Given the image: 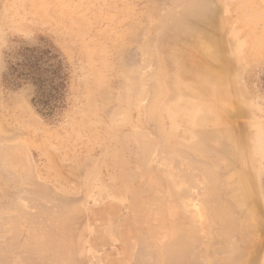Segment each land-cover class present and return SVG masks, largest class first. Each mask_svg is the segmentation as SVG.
Here are the masks:
<instances>
[{
  "label": "rangeland",
  "instance_id": "obj_1",
  "mask_svg": "<svg viewBox=\"0 0 264 264\" xmlns=\"http://www.w3.org/2000/svg\"><path fill=\"white\" fill-rule=\"evenodd\" d=\"M190 2L187 16L193 17L183 19L184 29L176 28L182 32L170 28L165 33L166 27H176L182 3ZM209 45L217 60L203 54ZM144 48L158 50L159 56L149 53V60ZM32 50L45 52V66L57 68L50 78L53 85L61 83L60 96L50 102H41L31 81L37 80L28 70ZM160 55L162 62L155 66ZM162 63L161 81L154 73ZM178 64L217 72L223 82L221 100L210 109L198 108L179 89L161 102L154 100L167 79V89H175L170 76ZM127 79L135 85L125 92ZM129 91L139 101L124 99L123 94L132 97ZM166 103L172 108L166 110ZM0 121V264H153L155 248L177 237L179 228L180 245L174 239L170 246L173 259L164 255L159 262L264 264V0H0ZM222 207L230 213L216 214ZM63 238L71 242L66 249L60 245ZM137 252L142 260H136Z\"/></svg>",
  "mask_w": 264,
  "mask_h": 264
},
{
  "label": "bare ground",
  "instance_id": "obj_2",
  "mask_svg": "<svg viewBox=\"0 0 264 264\" xmlns=\"http://www.w3.org/2000/svg\"><path fill=\"white\" fill-rule=\"evenodd\" d=\"M187 1H188V0H187ZM191 1H192V0H191ZM177 2H179V1H177ZM184 2H185V1H184ZM195 2H196V1H195ZM188 3H189V2H188ZM199 3H200V2H199ZM182 4H184L183 6H184L185 8L183 9V12L180 10V13H179L180 16H178L177 19H176V21H177V25H176V27H169V26H168V27H169V28H168V27L165 26V27H166L165 33H167V31H169L170 28H173V29L175 28V30H176V28H178L179 30L184 29V28H183V23H182V21H183V19H185V17H188V16H187L188 14L190 15V12L192 11L191 8L193 7V5L191 6V2H190V6L185 5V3H182ZM200 4H201V3H200ZM202 4H203V3H202ZM259 4H260V3H259ZM186 6H187V7H186ZM202 6H203V5H202ZM178 8H179V7H178ZM178 8H177V9H178ZM198 8H199V7H198ZM181 9H182V7H181ZM196 10H197V9H196ZM201 10H202V12H203L204 9H201ZM260 10H261V9H260ZM204 11H206V10H204ZM168 13H169V12H168ZM204 13H205V12H204ZM165 14H166V13H165ZM177 14H178V13H177ZM177 14H176V15H177ZM200 14H202V13H200ZM245 14H246V13H245ZM257 14H258V13H257ZM243 15H244V14H243ZM259 15H260V14H259ZM166 16H167V15H166ZM169 16H170V15H169ZM244 16H245V15H244ZM192 17H193V16H192ZM192 17H188V18H192ZM196 17H197V16H196ZM206 17H207V16H206ZM240 17H241V16H240ZM240 17H239V18H240ZM167 18H169V17L167 16ZM245 18H246V17H245ZM172 19H173V18H172ZM205 19H206V18H205ZM240 19H241V18H240ZM155 21H156V18H155ZM150 22H151V21H150ZM184 22H185V20H184ZM159 23H160V22H159ZM164 23H165V22H164ZM175 23H176V22H175ZM165 24H166V23H165ZM157 25H159V24H157ZM157 25H156V26H157ZM163 25H164V24H163ZM172 26H173V25H172ZM246 26H247V25H246ZM165 27H163V28L165 29ZM154 28H156V27H154ZM158 28H159V27H158ZM158 28H157V29H158ZM163 28H162V29H163ZM167 29H168V30H167ZM153 30H154V29H153ZM158 30H159V29H158ZM158 30H157V33H160V31H158ZM170 30H171V29H170ZM155 31H156V30H155ZM163 31H164V30H163ZM173 31H174V30H172V33H174ZM176 31H177V30H176ZM176 31H175V35H176L177 32H178V33H179V32H182V31H177V32H176ZM184 31H185V30H183V32H184ZM185 32H187V31H185ZM188 32H189V31H188ZM155 33H156V32H154V34H155ZM172 33H171V34H172ZM167 34H168V33H167ZM167 34H166L165 36H167ZM171 34H170V35H171ZM253 34H254V33H253ZM150 35H152V33H151ZM150 35H149V36L147 35V37H150V39H151V36H150ZM155 35H156V34H155ZM175 35H174V36H175ZM179 35H180V34H179ZM183 35H184V34H183ZM205 35H207V34H205ZM152 36H153V35H152ZM159 36H161V35H159ZM154 37H155V36H154ZM175 37H176V36H175ZM213 37H214V36H213ZM255 37H256V36H255ZM156 38H158V37L156 36L155 39H154V38H153V39L156 40ZM171 38L174 39V37H172V36H171ZM147 39H148V38H147ZM168 39H169V38H168ZM175 39H177V38H175ZM180 39H181V38H180ZM184 39H185V38H184ZM261 39H262V38H261ZM205 40H206V39H205ZM148 41H149V42H148ZM160 41H162V40H160ZM160 41L157 40V44H158V42L160 43ZM172 41H175V40H172ZM172 41H171V42H172ZM146 42L150 43V40L148 39V40H146ZM154 42H155V41H154ZM154 42H153V43H154ZM167 42H168V41H167ZM206 42H207V41H206ZM206 42H205V45L207 44ZM153 43H152V44H153ZM177 43H178V42H177ZM240 43H241V42H240ZM145 44H146V43H145ZM155 44H156V43H155ZM172 44H173V42H172ZM209 44H210V43H209ZM147 45H148V44H147ZM147 45H146V46H147ZM143 46H144V45H143ZM143 46H142V48H143ZM146 46H145V48H148V47L150 48L151 44H149L148 47H146ZM154 46H155V45H154ZM165 46H166V44H165ZM175 46H176V45H175ZM202 46H203V45H202ZM155 47H159V46H155ZM142 48H141V49H142ZM145 48H144V50H145ZM149 48H148V49H149ZM148 49H147V50H148ZM150 49H151V48H150ZM157 49H158V48H157ZM142 50H143V49H142ZM147 50H145V52H146ZM152 50H153V49H152ZM152 50H151V52L149 51V53H151L150 55H152V54L155 53V52L152 51ZM154 50H155V48H154ZM160 50H161V49H160ZM103 52H104V51H103ZM103 52H102V53H103ZM141 52H142V51H141ZM152 52H154V53H152ZM162 52H163V51H162ZM164 52H165V51H164ZM142 53H144V52H142ZM146 53H147V54H146ZM146 53H145V54L148 56V54H149L148 51H147ZM157 53H158V50H156V53H155V54H157ZM159 53H161V52L159 51ZM139 54H141V53H139ZM145 54H144V55H145ZM164 54H165V53H164ZM164 54H163V55H164ZM203 54H204V55L208 54V56H209L208 58L211 57V58H210L211 60L214 59V58L217 60V58L215 57V54H214V48L212 47V45L205 46V47L203 48ZM161 55H162V53H161ZM161 55H160V57H161ZM154 56H155V55H154ZM154 56H153V58H154ZM156 56H159V55L157 54ZM148 57H149V56H148ZM148 57H147V58H148ZM144 58H145V57H144ZM153 58H151V59H153ZM157 58H158V57H157ZM218 58H219V57H218ZM159 59H161V60H156V58H154V60H156V61H155V66H157V65L159 64V63H158V64L156 65L157 61L160 62V64H161V62H162V57L159 58ZM165 59H166V58H165ZM149 60H150V57H149ZM102 61H103V60H102ZM168 61H169V60H168ZM213 61H214V60H213ZM226 61H227V60H226ZM226 61H225V62H226ZM143 62H144V61H143ZM143 62H142V63H143ZM214 62H215V61H214ZM217 62H218V61H217ZM232 62H233V61H232ZM147 63H148V62H147ZM143 64H144V63H143ZM143 64H142V65H143ZM208 64H209V63H208ZM219 64H221V63H219ZM219 64H218V65H219ZM226 64H227V63H226ZM142 65H141V66H142ZM212 65H213V64H212ZM215 65H216V64H215ZM155 66H154V67H155ZM159 66H160V67H158L157 71H156L155 73H154V72H153V73H154V75H155L156 77H157V76L160 77V78H161V81H162V80H163L162 77L165 76L166 68H165V66H164V63H162V65H159ZM177 66H178V68H177L178 70H177L176 72L172 73L171 76H170V78L172 79V82H173V83H176V85L179 84V86L174 85V86H175V89L171 90L170 88H168V89H169V90H168L167 87H166V83H167L168 79H167L166 81L164 80L166 83L163 82V85H162L163 87H162L161 90H159L160 86H159L158 89H157V88L154 89V91H155V90H159V94H158V95H160V96H159V99H156V97H155V99H154V100H157V102H161V101L163 100V98L161 99V97L164 96L165 94H169V91H170V93L174 94V93H176V92L178 91V89H179L181 95L185 96L186 98H189L190 101L194 100V102H197V103L199 104V105H197L198 108H205L206 105H207L208 108L210 109L212 106L214 107L215 104H216V102L219 101V100H221V98L224 96V91H223V89H222V87H223V84H222V83H223V82H222V78H221L220 75H218L217 72H211V71H208V70L206 69V66H205V67L198 68V69H196V68L193 67V66H187V68H186L185 66H183V65H179V64H178ZM221 66H222V65H221ZM143 67H144V66H143ZM145 67H146V66H145ZM152 67H153V66H152ZM222 67H224V66H222ZM208 68H209V67H208ZM116 69H117V68H116ZM155 69H156V68H155ZM155 69H153V70L155 71ZM220 69H221V68H219L218 70H220ZM224 69H225V68H224ZM130 70H131V69H130ZM144 70H145V69H144ZM148 70H149V69H148ZM221 70H222V69H221ZM128 71H129V69H128ZM128 71H127V72H128ZM131 71H132V72H130V73H133V70H131ZM228 71H229V70H228ZM134 72H135V71H134ZM219 72H220V71H219ZM153 73H152V74H153ZM125 74H126V72H125ZM127 74H129V73H127ZM126 77H128V76L126 75ZM131 77H132V76H131ZM131 77H130V78H131ZM148 77H150V76H148ZM148 77H147V78H148ZM152 77L155 79L154 76H152ZM132 78H133V77H132ZM147 78L145 77V80H146ZM133 79H134V78H133ZM164 79H165V78H164ZM127 80H128V82L125 84L126 89H124L125 92H128L127 90L133 89V88H129V86H130L132 83H133V86L135 85V84H134V81H135V80L131 81L132 83L129 84V85H128V83H129L130 80H129V79H127ZM138 80H139V79H138ZM138 80H137V81H138ZM146 81H147V80H146ZM123 82H124V81H123ZM125 82H126V80H125ZM139 82H141V81H138V83H139ZM135 83H136V82H135ZM160 83H162V82H160ZM154 84H157V83H154ZM158 84H159V83H158ZM127 85H128V87H127ZM140 85H141V83H140ZM142 85H144V83H143ZM159 85H160V84H159ZM187 85H191V86H192V87H191L192 91L187 92V91L185 90V88L187 87ZM131 86H132V85H131ZM157 86H158V85H157ZM143 87H145V85H144ZM143 87H141V88H143ZM127 88H129V89H127ZM145 88H146V87H145ZM153 88H154V87H153ZM135 89H136V90H135ZM134 90H135V92L137 91V92L139 93V95H140V92H139V91H142V93H143L144 88H143L142 90H139V91H138V90H137V87H136V88H134ZM146 91H147V90H146ZM146 91H145V92H146ZM125 92H124V93H125ZM131 92H132V91H129L130 94H131ZM135 92H134V93H135ZM129 93H128L127 96H129ZM153 93H154V92H153ZM132 94H133V93H132ZM132 94H131V96H132ZM145 94H146V93H145ZM125 95H126V94H123V96L125 97V98L123 97L124 99L130 100V99H133V97H134V100H133V101L136 100V96H132L131 98L128 97V98H129V99H128V98H126ZM134 95H135V94H134ZM139 95H138V96H139ZM142 95H144V94H141V96H142ZM150 95H151V94H150ZM155 95H156V93H155ZM156 96H157V95H156ZM142 97H143V96H142ZM153 97H154V96H153ZM153 97H152V98H153ZM144 98H145V97H144ZM127 100H126L125 102H128ZM133 101H132V102H133ZM136 101H139V100H136ZM136 101H135V102H136ZM151 101H152V100H151ZM126 104H127V103H126ZM129 104H130V102H129ZM129 104H128V105H129ZM152 104H154V102H152ZM152 104H150V106H151ZM159 104H160V103H159ZM134 105H135V104H134ZM154 105H156V104H154ZM23 107H24V106H23ZM21 108H22V107H21ZM124 108H125V107H124ZM148 108H149V107H148ZM154 108H155V106H154ZM165 108H166V110H169L170 108H172V104H171V103H166V104H165ZM122 109H123V107H122ZM155 109H156V108H155ZM155 109H153V110L155 111ZM123 110H124V109H123ZM123 110H122V111H123ZM145 112H146V110H145ZM112 113L116 114L114 111H113ZM157 113H158V112H157ZM123 114H124V113H123ZM110 116H111V115H110ZM117 116H118V115H117ZM119 116H120V114H119ZM145 116H146V114H145ZM120 117H122V116H120ZM204 117H205V115H204V114H201L199 118L201 119V118H204ZM110 118H111V117H110ZM159 119H160V118H159ZM1 121H2V120H1ZM1 121H0V122H1ZM126 121H127V120H126ZM2 123H3V121H2ZM2 123H1V126H2ZM116 124H118V123L116 122ZM134 124H135V123H134ZM119 125H120V124H119ZM116 126H117V125H116ZM2 127H3V126H2ZM3 128H4V127H3ZM3 128H2V130H3ZM133 131H135V129H134ZM135 132H136V131H135ZM135 132H134V133H135ZM138 133L140 134V132H138ZM136 134H137V132H136ZM134 135H135V134H134ZM141 135H142V134H141ZM135 136H136V135H135ZM136 137H137V136H136ZM141 139H142V138H141ZM149 139L151 140V138H148V139H146V142H147V140H149ZM152 139H153V138H152ZM6 140H8V139H6ZM12 140H13V138H12ZM127 141H128V140H127ZM127 141H126V145L128 144ZM151 141H152V140H151ZM155 141H156V140H155ZM160 141H161V140H160ZM160 141H159V142H160ZM162 141H163V140H162ZM166 141H167V140H165V142H166ZM3 142H4V141H3ZM139 142L143 143L142 140L139 141ZM139 142H138V143H139ZM149 142H150V141H149ZM152 142H153V141H152ZM152 142H151V143H152ZM214 142H216V141H214ZM180 143H181V142H180ZM217 143H218V142H217ZM143 144H144V143H143ZM145 144H146V143H145ZM147 144H148V143H147ZM152 144H153V143H152ZM159 144H160V143H159ZM161 144H162V143H161ZM164 144H165V143H164ZM164 144H163L162 146H165ZM166 144H168V142H167ZM181 144H183V143H181ZM215 144H216V143H215ZM149 145H150V143H149ZM156 145H157V143H156ZM168 145H171V144H168ZM143 146H146V145H143ZM159 146H161V145H159ZM159 146H158V149L160 148ZM173 146H174V145H173ZM11 147H12V146H11ZM126 147H127V146H126ZM154 147H155V146H154ZM165 147H167V145H166ZM176 147H177V149H178V146H176ZM214 147H215V146H214ZM218 147H219V146H218ZM129 148H130V147H129ZM147 148H149V146H148ZM173 148H175V146H174ZM179 148H180V147H179ZM257 148H258V147H257ZM257 148L255 147L256 150H257ZM7 149H8V148H7ZM158 149H157V150H158ZM165 149H166V148H165ZM167 149H168V148H167ZM258 149H259V148H258ZM127 150H128V149H127ZM130 150H131V149H130ZM141 150H142V149H141ZM179 150H180V149H179ZM182 150H183V149H182ZM189 150H190V149H189ZM191 150H192V149H191ZM208 150H209V149H208ZM217 150H218V149H217ZM147 151H148V150H147ZM152 151H153V150H152ZM158 151H159V150H158ZM160 151H161V149H160ZM160 151H159V152H160ZM163 151H164V150H163ZM169 151H170V147H169ZM175 151H176V150H175ZM177 151H178V150H177ZM187 151H188V150H187ZM192 151H193V150H192ZM257 151H258V150H257ZM10 152H11V151H10ZM153 152H154V151H153ZM159 152H158V153H159ZM172 152H173V151H172ZM194 152L197 153L196 151H194ZM5 153H6V152H5ZM161 153H162V152H161ZM170 153H171V152H170ZM182 153H183V151H182ZM201 153H202V152H201ZM219 153H220V152H219ZM219 153H218V154H219ZM225 153H226V152H225ZM7 154H8V152H7ZM141 154H142V153H141ZM143 154H144V153H143ZM155 154H156V153H155ZM183 154H184V153H183ZM203 154H205V153H203ZM207 154H208V152H207ZM216 154H217V153H216ZM5 155H6V154H5ZM159 155H160V153H159ZM162 155H163V154H162ZM173 155H176V154L173 153ZM178 155H179V154H178ZM178 155H177V156H178ZM198 155H199V154H198ZM211 155H212V154H211ZM220 155H221V154H220ZM220 155H219V156H220ZM224 155H225V154H224ZM12 156H13V155H12ZM144 156H145V155H144ZM144 156H142V157H144ZM163 156H164V155H163ZM165 156H167V155H165ZM177 156H175V157H177ZM184 156H185V155H184ZM204 156H205V155H204ZM217 156H218V155H217ZM122 157H123V156H122ZM147 157H148V155H147ZM149 157H150V156H149ZM167 157H168V156H167ZM188 157H189V156H188ZM190 157H191V155H190ZM225 157H226V156H225ZM104 158H105V157H104ZM144 158H145V157H144ZM144 158H143V159H144ZM143 159H142V160H143ZM172 159H173V158H172ZM175 159H176V158H175ZM177 159H178V158H177ZM177 159H176V160H177ZM193 159H194V158H193ZM218 159H219V158H218ZM220 159H224V158H223L222 156H220ZM225 159H226V158H225ZM4 160H6V159H4ZM9 160H10V159H9ZM9 160H8V161H9ZM103 160H104V159H103ZM179 160H180V159H179ZM187 160H188V159H187ZM100 161H101V160H100ZM100 161H99V162H100ZM188 161H189V160H188ZM188 161H187V162H188ZM195 161H196V160H194V162H195ZM197 161H198V160H197ZM224 161H225V160H224ZM102 162H103V161H102ZM127 162H128V161H127ZM143 162H146V160H145V161L143 160ZM143 162H142V164H143ZM148 162H149V161H148ZM177 162H178V160H177ZM189 162H191V159H190ZM137 163H138V162H137ZM174 163H175V161H174ZM178 163H179V162H178ZM198 163H199V162H198ZM219 163H220L219 166L222 165V164H221L222 162L219 161ZM146 164H147V162H146ZM179 164H180V163H179ZM186 164H187V163H186ZM195 164H197V163H195ZM195 164H194V165H195ZM201 164H202V163H201ZM201 164L199 163L198 165H201ZM204 164L206 165L207 163H204ZM227 164H228V163H227ZM194 165H193V166H194ZM198 165H197V167L200 168V166H198ZM208 165H209V164H207V166H208ZM1 166H2V165H1ZM135 166H136V165H135ZM145 166H146V165H145V163H144V167H145ZM154 166H155V165H154ZM168 166H169V165H168ZM170 166H171V165H170ZM190 166L192 167L191 164H190ZM202 166H203V165H202ZM230 166H231V165H230ZM136 167H137V166H136ZM146 167H147V166H146ZM156 167H157V166H156ZM172 167H174V166H172ZM221 167H223V166H221ZM176 168H177V167H176ZM178 168H179V166H178ZM187 168H188V167H187ZM193 168H195V166H194ZM224 168H225V167H224ZM224 168H222V169H223V172L225 171ZM234 168H236V167H234ZM143 169H144V168H143ZM164 169H165V168H164ZM170 169H171V168H170ZM189 169H190V168H189ZM195 169H196V168H195ZM197 169H198V168H197ZM207 169H208V167H207ZM225 169H226V168H225ZM134 170H135V169H134ZM144 170H145V169H144ZM144 170H143V171H144ZM153 170H154V169H153ZM159 170H160V169H159ZM159 170H158V171H159ZM162 170H163V169H162ZM176 170H177V169H176ZM199 170H200V169H199ZM205 170H206V168L204 169V172H205ZM220 170H221V168H220ZM226 170H227V169H226ZM156 171H157V170H156ZM165 171H167V169L164 170V172H165ZM171 171L173 172L174 170L171 169ZM201 171H202V170H201ZM210 171H211V170H210ZM210 171H209V172L207 171V173L209 174ZM172 172H171V174L173 175V173H175V172H173V173H172ZM178 172H179V171H178ZM178 172H176V173L178 174ZM211 172H213V171H211ZM230 172H231V171H230ZM140 173H141V172H140ZM166 173H167V172H166ZM169 173H170V172H169ZM142 174H143V173H142ZM180 174H182V173H181V169H180ZM180 174H179V175H180ZM204 174H205L204 177H206V172H205ZM222 174H223V173H222ZM166 175H167V174H166ZM168 175H169V174H168ZM179 175H176V176H178L177 178H180V179H181V178H182V177H181L182 175H180V177H179ZM230 175H232L231 177L234 176V175H233V171H232V173H231ZM146 176H147V175H146ZM148 176H149V175H148ZM159 176H160V175H159ZM210 176H211L210 179H213V180L215 181V183H216V178L214 177V174L212 173V175H210ZM212 176H213L214 178H213ZM215 176H216V174H215ZM169 177H170V176H169ZM207 177H209V176H207ZM207 177H206V178H207ZM216 177H217V176H216ZM23 178H24V176H23ZM27 178H30V177L27 176ZM150 178H151V177H150ZM157 178H158V176H157ZM173 178H174V177H173ZM189 178H190V177H189ZM222 178H223V177H222ZM222 178H221V179H222ZM226 178H227V176H226ZM228 178H229V177H228ZM180 179H179V181H181ZM184 179H187V178H184V175H183V180H184ZM190 179H192V178H190ZM207 179H208V178H207ZM210 179H209V180H210ZM217 179H218V177H217ZM231 179H232V178H231ZM146 180H147V179H146ZM171 180H172V179H171ZM175 180H176V177H175ZM183 180H182V182H183ZM223 180H224V179H223ZM227 180H228V179H227ZM227 180L225 179V182H226ZM173 181H174V180H173ZM184 181H185V180H184ZM211 181H212V180H211ZM175 182H176V181H175ZM182 182H181V183H182ZM192 182H193V181H192ZM218 182H219V181H218ZM189 183H190V182H189ZM189 183H188V184H189ZM204 183H205V182H204ZM206 183H207V182H206ZM220 183H221V182H220ZM169 184H170V183H169ZM175 184H176V183H175ZM178 184H179V183H178ZM178 184H176V185H178ZM192 184H193V183H192ZM192 184H191V186H192ZM209 184H210V183H209ZM221 184H222V183H221ZM224 184H225V186H226V183H224ZM224 184H223V186H221V187H224ZM165 185H166V183H165ZM172 185H173V184H172ZM180 185H181V184H180ZM183 185H185V184L183 183ZM183 185H181V186H183ZM186 185H187V183H186ZM186 185H185V188L187 187ZM207 185H208V183H207ZM219 185H220V184H219ZM227 185H228V184H227ZM169 186H171V185H169ZM181 186H179V187L181 188ZM191 186L188 185V187H191ZM228 186H229V185H228ZM151 187H152V186H150V188H151ZM159 187H161V186H159ZM159 187H158V188H159ZM183 187H184V186H183ZM152 188H153V187H152ZM158 188H157V189H158ZM206 188H208V187H206ZM209 188H210V187H209ZM209 188H208V189H209ZM224 188H225V190H226L224 193H225V194H226V193H229V191H227V187H224ZM18 189H19V188H18ZM190 189H191V188H190ZM190 189H189V192H190ZM232 189H233V188H232ZM232 189H231V190H232ZM184 190H185V189H184ZM218 190H219V189H218ZM154 191L156 192V189H154ZM158 191H159V189H158ZM206 191L209 192L208 190H206ZM212 191H213V189H212ZM29 192H31V191H29ZM177 192H178V191H177ZM181 192H182V189H181ZM181 192H180V193H181ZM185 192H187V189H186ZM185 192L183 191L184 194H185ZM189 192H188V193H189ZM210 192H211V191H210ZM235 192H236V191H235ZM178 193H179V192H178ZM183 193H182V194H183ZM222 193H223V192H222ZM32 194H33V193H32ZM158 194H159V192H158ZM207 194H209V193H207ZM213 194H216V195H214V197H216V199H217V196H219V195H218L217 193H213ZM229 194H231L230 196L232 197V201H234V203L236 202L235 205H238V204H237V196L234 195L233 192H232V193H229ZM235 194H236V193H235ZM156 195H157V193H156ZM160 195H161V194H160ZM160 195H159V196H160ZM180 195H181V194H180ZM209 195H210V194H209ZM223 195H224V194H223ZM26 196H27V195L25 194V197H26ZM46 196H47V195H46ZM154 196H155V194H154ZM159 196H157V198H158ZM177 196H178V195H177ZM181 196H183V195H181ZM181 196H180V197H181ZM191 196H192V195H191ZM225 196H226V195H225ZM227 196H228V194H227ZM240 196H241V195H240ZM203 197H204V199H205V197H206V195L204 196V193H203L202 198H203ZM220 197H221V196H220ZM220 197H219V198H220ZM231 197H230V199H231ZM45 198H46V197H45ZM157 198H156V200H157ZM181 198H183V197H181ZM208 198H209V196H208ZM225 198H226V197H225ZM204 199H202V203H203V200H204ZM222 199H223V198H222ZM2 200H3V199H2ZM24 200H25V198H24ZM35 200H36V198H35ZM152 200H153V198H152ZM210 200H211V199H210ZM212 200H213V199H212ZM212 200H211L210 202H212ZM161 201H162V200H161ZM161 201H160L159 203H161ZM184 201H185V200H184ZM187 201H188V200H187ZM204 201H205V200H204ZM206 201H207V203H208L209 200L206 198ZM206 201H205V202H206ZM224 201H225V200H224ZM5 202H6V201H5ZM157 202H158V200H157ZM164 202H165V201H164ZM218 202H219V201H218ZM41 203H42V202H41ZM50 203H51V202H50ZM185 203H186V201H185ZM216 203H217V202H216ZM216 203L214 204L215 206L218 205V204L216 205ZM34 204H35V203H34ZM60 204H61V203H60ZM71 204H72V203H71ZM74 204H75V203H74ZM189 204H190V203H189ZM203 204H204V203H203ZM227 204H228V203H227ZM240 204H241V203H240ZM61 205H62V204H61ZM184 205H185V204H184ZM208 205H213V204H208ZM65 206H66V205H65ZM65 206H61V207H65ZM71 206H72V205H71ZM74 206H75L76 209L78 208L76 204H75ZM206 206H207V205H206ZM215 206H214V208H215ZM226 206L229 208L228 205H226ZM243 206H244V205H243ZM61 207H60V209H61ZM66 207H67V206H66ZM211 207H212V206H211ZM236 207H237V206H236ZM236 207H235V208H236ZM238 207H239V206H238ZM238 207H237V208H238ZM50 208H51V207H50ZM159 208H160V206H159ZM165 208H166V207H165ZM216 208H217V207H216ZM223 208H224V207H222V211H221V212H218V213H216V214L221 213L220 215H222V214H223L222 212H226V213L228 212V213H230L228 210L226 211L225 208H224L225 211H223ZM67 209L69 210L68 207H67ZM70 209H71V208H70ZM163 209H164V208H163ZM166 209H167V208H166ZM188 209H189V208H188ZM205 209H207V208H205ZM208 209H210V207H208ZM211 209H212V208H211ZM217 209H218V208H217ZM217 209H215V210H217ZM230 209H231V208H230ZM230 209H229V210H230ZM238 209H239V208H238ZM56 210H57V209H56ZM73 210H74V208H73ZM173 210H174V209H173ZM182 210H183V209H182ZM185 210H187L186 207H185ZM212 210H213V209H212ZM212 210H211V211H212ZM215 210H214V211H215ZM219 210H220V209H218L217 211H219ZM250 210H251L252 212H250ZM250 210H249L250 213H253V212L255 213L254 210H252V209H250ZM20 211H21V210H20ZM60 211H61V210H60ZM197 211H198V210H197ZM206 211H207V210H206ZM208 211H209V210H208ZM211 211H210V213H211ZM230 211H231V210H230ZM232 211H233V209H232ZM234 211H235V209H234ZM63 212H64V211H63ZM72 212H73V211H72ZM187 212H188V211H187ZM189 212H190V211H189ZM212 212H213V211H212ZM75 213H76V212H75ZM145 213H146V212H145ZM163 213H164V212H163ZM163 213H162V214H163ZM193 213H194V212H193ZM234 213L236 214V212H234ZM254 213H253V214H254ZM43 214H44V213H43ZM63 214H64V213H63ZM63 214H62V215H63ZM155 214H156V213H155ZM207 214H208V213H207ZM214 214H215V213H214ZM214 214H212L213 217H214ZM224 214H225V213H224ZM224 214H223V215H224ZM232 214H233V213H232ZM239 214H240V212H239ZM14 215H15V214H14ZM46 215H48V214H46ZM59 215H61V214H59ZM64 215H65V214H64ZM66 215H67V214H66ZM73 215H74V214H73ZM220 215H219V216H220ZM251 215H252V214H251ZM6 216H8V214H7ZM48 216H49V215H48ZM167 216H168V213H167L165 219H167ZM194 216H195V213H194ZM198 216H199V215H198ZM207 216H208V215H207ZM209 216H211V215L209 214ZM215 216H216V215H215ZM219 216H218V217H219ZM228 216H229V214H228ZM228 216H227V217H224V220H225L226 218L228 219V218H229ZM231 216H232V215H231ZM231 216H230V222H231V218H232ZM9 217H10V215H9ZM14 217H15V216H14ZM71 217H72V216H71ZM192 217H193V216H192ZM205 217H206V216H205ZM239 217H241V219H239L240 221L243 220L241 214H240ZM1 218H3V217H1ZM10 218H11V217H10ZM69 218H70V217H69ZM178 218H179V217H178ZM193 218H197V219H198L197 215H196V217H193ZM206 218H207V217H206ZM209 218H210V217H209ZM209 218H208V219H209ZM211 218H212V217H211ZM219 218H220V217H219ZM222 218H223V216H222ZM247 218H248V216H247ZM257 218H258V217H257ZM5 219H6V218H5ZM7 219H8V218H7ZM31 219H32V218H31ZM162 219H163V218H162ZM172 219H173V218H172ZM199 219H202V218H199ZM2 220H3V219H2ZM8 220H9V219H8ZM67 220H68V219H67ZM211 220H212V219H211ZM221 220H222V219H221ZM224 220H223V221H224ZM228 220H229V219H228ZM58 221H59V220H58ZM161 221H162V220H161ZM192 221H193V220H192ZM196 221H197V220H195V222H196ZM209 221H210V220H209ZM215 221H216V220H215ZM215 221H214V223H215ZM218 221H220V220H218ZM218 221H217V222H218ZM2 222H3V221H2ZM5 222H6V220H5L3 223H5ZM39 222H40V221H39ZM65 222H66V221H65ZM164 222H165V220H164ZM181 222H182V221H181ZM210 222H211V221H210ZM217 222H216V224H217ZM224 222H225V221H224ZM36 223H37V222H36ZM43 223H44V222H43ZM207 223H208V221H207ZM6 224H7V223H6ZM9 224H11V223L9 222ZM176 224H177V223H176ZM189 224H190V223H189ZM191 224H193V223H191ZM202 224H203V223H202ZM209 224H210V223H209ZM218 224H219V223H218ZM233 224H234V223H233ZM28 225H29V224H28ZM55 225H56V224H55ZM67 225H68V224H67ZM147 225H148V224H147ZM193 225H195V224H193ZM223 225H224V224H223ZM228 225H229V223H228ZM228 225H227V226H228ZM5 226H6V225H5ZM36 226H37V225H36ZM38 226H39V225H38ZM38 226H37V227H38ZM42 226H43V224H42ZM59 226H60V225H59ZM160 226H162V225H160ZM191 226H192V225H190V227H191ZM210 226H211V225H210ZM0 227H1V226H0ZM3 227H4V225H3ZM44 227H45V226H44ZM52 227H53V223H52ZM171 227H172V225H171ZM188 227H189V226H188ZM196 227H197V226H196ZM196 227L194 226V229H195ZM199 227H200V226H199ZM199 227H197V228H199ZM8 228H11V227L8 226ZM16 228H17V227H16ZM46 228H47V227H46ZM57 228H58V227H57ZM200 228H201V227H200ZM200 228H199V229H200ZM225 228H226V227H225ZM4 229H5V228H4ZM41 229H42V228H41ZM53 229H54V228H53ZM53 229H52V230H53ZM172 229H173V227H172ZM172 229H171V230H172ZM190 229H191V228H189L188 231H189ZM226 229H227V228H226ZM18 230H19V229H18ZM44 230H45V229H44ZM55 230H56V229H55ZM185 230H186V229H185ZM210 230H211V229H210ZM0 231H1V230H0ZM46 231H47V230H46ZM172 231H173V230H172ZM190 231H191V230H190ZM190 231H189V232H190ZM230 231H231V230H230ZM5 232H6V231H5ZM15 232H16V231H15ZM51 232H52V231H51ZM180 232H181V231H180V228H179V233H176L177 235L175 234V236H177V237L179 236V238H180ZM184 232H185V231H184ZM211 232H212V231H211ZM17 233H18V232H17ZM54 233H55V232H54ZM66 233H67V232H66ZM228 233H229V231H228ZM228 233L226 232L225 235H227ZM0 234H1V232H0ZM2 234H4V233H2ZM2 234H1V235H2ZM12 234H14V232H13ZM30 234H31V233H30ZM30 234H29V235H30ZM32 234H33V233H32ZM15 235H16V234H15ZM56 235H57V234H56ZM186 235H187V234H186ZM189 235H190V234H189ZM192 235H193V233H192ZM43 236H44V235H43ZM182 236H183V235H182ZM184 236H185V235H184ZM190 236H191V235H190ZM11 237H12V236H11ZM11 237H10L9 239H11ZM13 237H15V236L13 235ZM31 237H32V236H31ZM62 237H63V236L61 235V238H62ZM167 237H168V236H167ZM177 237H174V239H175V243H174V239L172 240V238H170L173 242L170 241V239H169V241L172 242V244H170V242L167 241L168 239H167V240L164 239V238H165V237H164V238H163L164 240H162V241L160 242V243H162L163 241L165 242V240H166V242H165L166 244H164L165 247L162 248V249H161L160 246L163 245V244L160 245V243L157 241V242L159 243L160 246H157V248H155L156 250L154 249L155 251L151 250V251H153L154 253L157 252V254H158V255L154 256V257H156V258L158 257V258H157L158 260L155 259V261L157 260L158 263H161V264H162V263L165 264V263L167 262V261H165V262H164V261H163V262H159V261L162 260L161 258L164 257V255H165V257H169L171 254H173V253L170 252V246H172L173 243H174L175 245H176V244H177V245H180V242H177V243H176V241H178V240H176V239H179V238H177ZM186 237H187V236H186ZM0 238H1V237H0ZM9 239H8V240H9ZM15 239H16V238H15ZM22 239H24V237H23ZM54 239H55V238H54ZM146 239H147V238H146ZM148 239H149V238H148ZM186 239H187V238H186ZM13 240H14V238H13ZM13 240H11V241H13ZM41 240H42V239H40V241H41ZM61 240L64 241L65 238H63V239H61ZM79 240H80V238H79ZM79 240H76V242H79ZM150 240H151V237H150ZM182 240H184V239H182ZM188 240H189V239H188ZM192 240H193V239H192ZM15 241H16V240H15ZM15 241H13V243H14ZM23 241H24V240H23ZM23 241H21V243H22ZM48 241H49V240H48ZM62 241H59V242L61 243ZM143 241H144V240H143ZM151 241H152V240H151ZM153 241H154V240H153ZM179 241H180V240H179ZM185 241H186V240H185ZM9 242H10V240H9ZM16 242H17V241H16ZM44 242H45V241H43V243H44ZM50 242H51V241H50ZM67 242H68V244H67ZM67 242L64 241V242H62V244H60V245H61V246L64 245V247H65V246L69 247L68 245H69V242H70V241H67ZM164 242H163V243H164ZM186 242H187V241H186ZM29 243H30V242H29ZM43 243H42V244H43ZM47 243H48V242H47ZM144 243H147V241L144 242ZM178 243H179V244H178ZM233 243H234V242H233ZM2 244H3V243H2ZM19 244H20V243H19ZM31 244H32V243H31ZM51 244H52V243H51ZM53 244H54V245H53ZM53 244H52V245L55 246V247H56V246L58 247V245H59V244H56V245H55V243H53ZM70 244H71V242H70ZM190 244H191V243H190ZM38 245H39V244H38ZM48 245H50V244H48ZM75 245H78V244L76 243ZM82 245H83V244H82ZM164 245H163V246H164ZM181 245H183V244H181ZM187 245H188V244H187ZM192 245H193V244H192ZM34 246H36V245H34ZM34 246H33V247H34ZM53 246H50V247H51V248H54ZM79 246H80V245H79ZM190 246H191V245H190ZM235 246H236V245H235ZM10 247H11V246H10ZM17 247H18V246H17ZM40 247H41V245H40ZM42 247H43V245H42ZM154 247H155V246H154ZM154 247H153V248H154ZM173 247H174V246H173ZM182 247H183V246H182ZM182 247H181V249H182ZM191 247H192V246H191ZM144 248H146V249L148 248L147 250H149V248H152V247H144ZM144 248H143V249H144ZM158 248H159V249H158ZM171 248H172V247H171ZM184 248H185V247H184ZM189 248H190V247H189ZM235 248H236V247H235ZM235 248H234V249H235ZM8 249H9V248H8ZM8 249H7V250H8ZM34 249H35V248H34ZM41 249H42V248H41ZM65 249H66V247H65ZM65 249H64V250H65ZM69 249H71V247H70ZM81 249H82V248H81ZM163 249H164V250H163ZM176 249H177V248H176ZM178 249H179V248H178ZM236 249H237V248H236ZM236 249H235V250H236ZM36 250H37V249H36ZM64 250H63V251H64ZM138 250H139V249H138ZM172 250H173V249H172ZM172 250H171V251H172ZM48 251H49V250H48ZM51 251H52V250H51ZM67 251H68V250H67ZM42 252H43V250H42ZM58 252H59V251H58ZM60 252H61V251H60ZM68 252L70 253V251H68ZM140 252H141V251H140ZM140 252H137V256H136V260H137V261H138V260H142V259H140V257L143 256V255H142V253H140ZM173 252H174V251H173ZM178 252H179V251H178ZM182 252H183V251H182ZM188 252H189V251H188ZM40 253H41V252H40ZM43 253H44V252H43ZM46 253H48V252H46ZM53 253H55V252H53ZM56 253H57V251H56ZM61 253H62V252H61ZM63 253H64V252H63ZM63 253H62V254H63ZM65 253H66V252H65ZM80 253H81V252H80ZM144 253H145V252H144ZM176 253H177V252H176ZM176 253H174V256H175ZM179 253H180V252H179ZM183 253H184V252H183ZM183 253H181V254H183ZM59 254H60V253H59ZM71 254H72V252H71ZM147 254H148V253H146V256H149V255H150V254H149V255H147ZM185 254H186V253H185ZM187 254H188V253H187ZM53 255H54V254H53ZM64 255H65V254H64ZM72 255H73V254H72ZM81 255H82V254H81ZM39 256H40V255H39ZM41 256H43V255H41ZM47 256H48V255H47ZM50 256H51V255H49L48 257H50ZM67 256H68V254H67ZM67 256H64V257H67ZM70 256H71V255H70ZM150 256H151V255H150ZM180 256H182V255H180ZM225 256H226V255H225ZM55 257H56V256H55ZM165 257L163 258V260L165 259ZM185 257H186V256H185ZM40 258H43V260L46 259V258H44V257H40ZM62 258H63V257H62ZM67 258H68V257H67ZM144 258H145V256L143 257V260H144ZM170 258H171V256H170ZM170 258H169V260H170ZM15 259H17V258H15ZM65 259H66V258H64L63 260H65ZM147 259H148V257H147ZM147 259H146V260H147ZM151 259H153V258H151ZM171 259H173V258H171ZM49 260H50V259H49ZM167 260H168V259H167ZM176 260H177V258H176ZM183 260H184V258H183ZM189 260H190V259H188V261H189ZM31 261H32V260H31ZM45 261H46V260H45ZM157 261H156V262H157ZM174 261H175V260H174ZM178 261H179V260H178ZM178 261H177V263H178ZM46 262H47V261H46ZM54 262H56V261H54ZM67 262H68V261H66V263H67ZM69 262H70V260H69ZM139 262H141V261H139ZM145 262H146V264H147V261H145ZM148 262H151V260L148 259ZM156 262H153V264H155ZM168 262H170V261H168ZM168 262H167L166 264H168ZM216 262H217V261H216ZM66 263H65V264H66ZM170 263H171V262H170ZM172 263H173V262H172ZM29 264H30V263H29ZM46 264H47V263H46ZM58 264H60V263L58 262ZM62 264H64V263H62ZM150 264H151V263H150ZM174 264H175V263H174ZM178 264H179V263H178ZM182 264H183V261H182Z\"/></svg>",
  "mask_w": 264,
  "mask_h": 264
},
{
  "label": "trees",
  "instance_id": "obj_3",
  "mask_svg": "<svg viewBox=\"0 0 264 264\" xmlns=\"http://www.w3.org/2000/svg\"><path fill=\"white\" fill-rule=\"evenodd\" d=\"M45 57H46L45 52H40L35 50L30 51L28 53V59L30 65L28 70L37 79L31 81L36 85L37 91L43 97V101L41 102L44 101L50 102V100L56 99L58 98V96H60L58 94V86L59 84L61 85V83L53 85V81H52L53 78L50 77H52V75H54L57 72L56 71L57 68L55 67V64L50 65V67H46L45 64L48 61V58ZM49 79H51V81L47 82Z\"/></svg>",
  "mask_w": 264,
  "mask_h": 264
}]
</instances>
